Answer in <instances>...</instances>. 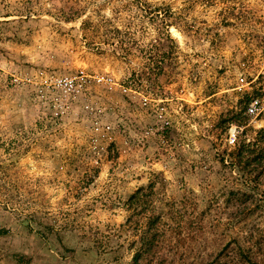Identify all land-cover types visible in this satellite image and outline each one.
I'll list each match as a JSON object with an SVG mask.
<instances>
[{
	"label": "rangeland",
	"instance_id": "374dc122",
	"mask_svg": "<svg viewBox=\"0 0 264 264\" xmlns=\"http://www.w3.org/2000/svg\"><path fill=\"white\" fill-rule=\"evenodd\" d=\"M78 69L129 88L92 85L95 143L38 97ZM263 125L264 0H0V264H129L151 207L159 263L264 264V177L227 155Z\"/></svg>",
	"mask_w": 264,
	"mask_h": 264
},
{
	"label": "built area",
	"instance_id": "2783aa9c",
	"mask_svg": "<svg viewBox=\"0 0 264 264\" xmlns=\"http://www.w3.org/2000/svg\"><path fill=\"white\" fill-rule=\"evenodd\" d=\"M42 78L44 91L39 89L38 97H42L46 102L47 121H53L55 124L65 122L67 124H85L89 127V140L93 143L98 140L96 135H104L103 133L105 129L109 128V125L104 124V128L101 126L100 121H103L105 102L99 89L92 85H101L108 92L116 88L126 94L129 90L128 87L108 75H91L83 69L72 73H47ZM243 80V77H239L240 82ZM142 99L144 101L146 98L142 97ZM258 107L259 100L256 97H251L243 107L242 116L254 119L258 113ZM242 129L243 125L238 120L227 125L226 143L228 146H233L236 143Z\"/></svg>",
	"mask_w": 264,
	"mask_h": 264
},
{
	"label": "trees",
	"instance_id": "16d2710c",
	"mask_svg": "<svg viewBox=\"0 0 264 264\" xmlns=\"http://www.w3.org/2000/svg\"><path fill=\"white\" fill-rule=\"evenodd\" d=\"M256 136L251 140L242 141L237 144L232 150L227 152V155L232 159L233 165L242 168L249 180L253 182L259 181L264 177V125L256 132ZM141 188H137L129 197L128 204L131 211L136 208L138 202V193ZM169 210L172 209L173 203H170ZM155 207H151V213L145 221V225L139 228L137 243L135 240L131 242L130 249L132 250L129 264H166L164 261L160 262L159 257L153 250L156 245L159 232H164V225L160 224L161 215L154 211ZM126 221H130V216ZM156 247V246H155Z\"/></svg>",
	"mask_w": 264,
	"mask_h": 264
},
{
	"label": "bare ground",
	"instance_id": "6f19581e",
	"mask_svg": "<svg viewBox=\"0 0 264 264\" xmlns=\"http://www.w3.org/2000/svg\"><path fill=\"white\" fill-rule=\"evenodd\" d=\"M174 31V30H173ZM175 32V31H174ZM176 33V32H175ZM177 34V33H176ZM177 36H178V34H177Z\"/></svg>",
	"mask_w": 264,
	"mask_h": 264
}]
</instances>
